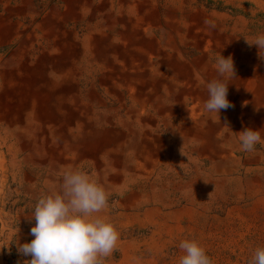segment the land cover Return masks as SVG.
I'll list each match as a JSON object with an SVG mask.
<instances>
[{
  "label": "bare ground",
  "instance_id": "obj_1",
  "mask_svg": "<svg viewBox=\"0 0 264 264\" xmlns=\"http://www.w3.org/2000/svg\"><path fill=\"white\" fill-rule=\"evenodd\" d=\"M260 34L264 0H0V174L15 184L0 198L24 182L32 210L64 170L87 172L120 234L106 264H157L211 221L212 238L249 235L264 143L245 152L238 136L264 137V58L244 38ZM220 53L236 76L217 115L203 103Z\"/></svg>",
  "mask_w": 264,
  "mask_h": 264
},
{
  "label": "clouds",
  "instance_id": "obj_2",
  "mask_svg": "<svg viewBox=\"0 0 264 264\" xmlns=\"http://www.w3.org/2000/svg\"><path fill=\"white\" fill-rule=\"evenodd\" d=\"M204 24L210 29L216 27L209 19ZM244 38L249 47L257 46L258 56L264 58V34L252 41ZM214 68L216 77L206 84L207 99L203 108L219 115L221 110L234 107L227 97L236 69L232 56L224 57L221 53L216 56ZM238 139L245 152H253L257 144L264 143L260 130L251 128L240 132ZM181 154L184 155L182 148ZM61 180L57 189H49L37 198L30 219L35 221L30 230L34 238L31 242L14 243L18 253L31 257L24 264H106L120 239L116 227L105 215L109 207L108 193L83 170H64ZM11 245H0V250L10 251ZM178 248L182 253L178 264H213L206 249L195 239L182 240ZM248 264H264V247L255 249Z\"/></svg>",
  "mask_w": 264,
  "mask_h": 264
},
{
  "label": "rangeland",
  "instance_id": "obj_3",
  "mask_svg": "<svg viewBox=\"0 0 264 264\" xmlns=\"http://www.w3.org/2000/svg\"><path fill=\"white\" fill-rule=\"evenodd\" d=\"M20 179H22V174H20L19 180ZM0 180L4 181L3 183L4 187L6 188V195L9 191V188L12 193L15 192V184L11 186L13 179H11L9 174H0ZM30 194L34 195L35 193H32L31 190L29 191L23 182L19 196L12 194V199H8L7 201H4L5 198H0V245L7 244L4 243V236L10 230L14 232L12 240L7 244H12L10 246V251L8 248L0 250V264H24L25 260L31 259V257H25L19 254L17 247L14 244L18 241L20 244L31 242L33 239L20 237L21 234L27 233L29 228L35 223L34 220H30L32 219L30 216H32L34 210V206L32 207V210H30L28 207V203L30 202V197L28 195ZM16 197L20 200L19 205L17 206L22 208L24 211L23 214H20L21 216L24 215L22 220L17 219V206H13V202L17 199ZM7 214L11 216L9 219L6 217ZM4 224L6 228L5 230H3ZM250 224V234L244 238L237 236L232 238H212L213 236H209L207 233V231L212 228L211 221L207 226L199 225V228L204 230L206 235L203 237L194 235L188 239L197 240L206 249V254L212 259L213 264H248V261L251 259L255 249L257 247H264V222ZM181 241L182 240H172L171 242L167 243L162 254L156 256L157 264H178L179 257L182 254L178 248V244Z\"/></svg>",
  "mask_w": 264,
  "mask_h": 264
}]
</instances>
